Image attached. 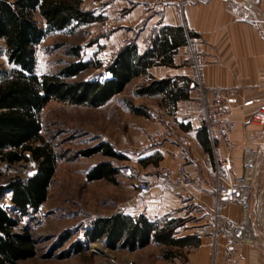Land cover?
<instances>
[{"label": "crops", "instance_id": "obj_1", "mask_svg": "<svg viewBox=\"0 0 264 264\" xmlns=\"http://www.w3.org/2000/svg\"><path fill=\"white\" fill-rule=\"evenodd\" d=\"M254 1L264 13V0ZM82 7L100 16L92 24L101 27L99 40L103 45L105 66L127 45L125 40L141 29L149 15L144 5L132 4L129 0H85ZM153 20L160 22L153 43L136 47L140 53L155 50L156 63L131 79L124 90L130 85L137 90L158 79H177L178 86H183L185 82L180 78H189V97L167 102L162 93L139 96L160 98V101L163 98L157 112L160 117L148 133L169 130L171 136L160 142L149 138L146 152L139 158L142 171L137 181H149L153 187L144 201L133 203L125 213L145 214L151 220L170 219L169 215L174 219L182 218V225L178 224L175 232L181 228L182 231L175 236L198 235L200 238L198 245H192L187 264L220 262L221 244L227 230L220 228L218 245L214 246V236L208 229L215 220L216 191L207 181L213 179L216 159L226 155L227 148L220 140L212 142L203 125L204 106L211 102V95L203 96L200 88L237 87L239 94L232 116L235 147L230 153L231 181L237 182L242 176L246 149L256 162L251 184V239L239 245V257L244 264H264V124L253 117L264 104V34L250 21L247 10L238 0H187L182 8L170 3L157 12ZM177 29L182 41L171 45ZM165 42L169 48L165 47ZM180 134L189 138V145L178 141ZM148 159L151 162L145 164ZM182 164L186 165L189 181L175 190L158 169L161 166L175 169ZM219 212L226 218L242 220L241 206L236 202L222 203Z\"/></svg>", "mask_w": 264, "mask_h": 264}, {"label": "trees", "instance_id": "obj_2", "mask_svg": "<svg viewBox=\"0 0 264 264\" xmlns=\"http://www.w3.org/2000/svg\"><path fill=\"white\" fill-rule=\"evenodd\" d=\"M85 0H0V39H4L8 63L14 69L8 72V79L0 82V178L3 164H15L29 159L37 162L38 171L28 179L12 177L0 184V200L9 191L18 215H13L0 204V264H18L19 260L36 255L37 238L29 231L17 232L19 219L32 210L39 211L47 199L59 158L52 136L43 134L44 126L40 114L51 100L69 105L100 107L115 95L120 94L131 79L146 72L154 65L155 50L140 53L136 45H126L104 68L106 77L81 79L79 76L89 68L103 67L101 61L81 60V46L71 45L66 50L73 60L66 62L57 73L36 72L35 47L47 34L63 30L71 25L92 24L100 16L82 7ZM38 12L45 25L34 17ZM174 43H180L178 31ZM167 42L165 47L169 48ZM165 58V57H163ZM165 61V60H164ZM185 84L178 86L177 79H158L144 84L135 94L155 96L160 93L167 102L185 100L189 97V78H180ZM142 113L139 108H134ZM101 152L113 158H124L112 150L107 143L81 150L80 155L88 157ZM148 159L145 164H149ZM142 163V161H141ZM118 169L110 161H103L92 167L86 179H106L116 183ZM178 226L175 219L151 220L145 214L130 215L123 211L99 216L92 220L84 232L88 243L106 241L113 250L134 252L154 242L168 246H196L198 235L176 237ZM70 232L62 234L59 244L69 241ZM81 240L72 243L63 256L81 253ZM168 250L166 257L172 255Z\"/></svg>", "mask_w": 264, "mask_h": 264}, {"label": "rangeland", "instance_id": "obj_3", "mask_svg": "<svg viewBox=\"0 0 264 264\" xmlns=\"http://www.w3.org/2000/svg\"><path fill=\"white\" fill-rule=\"evenodd\" d=\"M34 17L40 25H45L38 12ZM101 27L94 24L71 25L63 30L52 31L35 47L36 72L57 73L66 62L73 60L66 53L71 45L81 46L80 59L106 61L103 58V45L99 40ZM127 40V39H126ZM125 40V41H126ZM104 67L89 68L79 78L106 77ZM14 66L8 63L5 42L0 39V73L8 79V72ZM132 86V85H130ZM129 88L115 95L100 107L69 105L51 100L43 108L40 119L45 137L55 138L54 145L59 158L52 183L47 191V199L39 211H31L19 219L17 232L29 231L37 238L36 255L19 260L18 264H187L191 246H168L154 242L134 252L113 250L106 241L88 243L84 232L90 228L92 220L99 216L116 212H126L133 203L142 202L144 195L138 191L137 175L142 171L139 163L148 145V131L155 127L159 118V103L163 98H141ZM134 108H139L138 113ZM107 143L112 150L124 158H113L97 152L88 157L80 155L81 150ZM32 158V159H31ZM147 157L145 158V160ZM103 161H110L118 172L116 183L103 180L86 179L88 171ZM0 184L12 177L28 179L34 166V159L3 164ZM130 167L132 175H124L121 170ZM144 201V200H143ZM0 204L13 215H18L9 191H5ZM170 219H174L169 215ZM167 217H162V220ZM181 224L182 218H176ZM182 225V224H181ZM185 229V228H183ZM181 230H177V234ZM70 232L71 239L59 244L62 234ZM179 236V235H177ZM81 240L84 250L63 256L72 243ZM168 250L172 255L166 257Z\"/></svg>", "mask_w": 264, "mask_h": 264}, {"label": "built area", "instance_id": "obj_4", "mask_svg": "<svg viewBox=\"0 0 264 264\" xmlns=\"http://www.w3.org/2000/svg\"><path fill=\"white\" fill-rule=\"evenodd\" d=\"M132 4L144 5L149 15L140 30L134 36H130L125 41L126 44L139 45L144 44L150 46L157 33L156 29L159 27V20L154 21L156 13L161 11L164 6L170 3L177 4L180 8L184 6L187 0H129ZM241 5L247 10L250 21L258 26L264 34V13L259 7L257 1L254 0H238ZM203 96L206 94L211 95V102L205 104L203 110V125L210 134L212 142L220 140L227 148V154L219 156L216 159V166L212 171L213 179H209L207 184L216 191L215 202V220L208 229V233L214 236V246L218 245V235L220 228L223 227L227 231V237L221 244V259L220 262L215 264H244L239 257V245L249 242L251 239V208L253 206L251 184L254 181V169L256 162L253 154L246 149L243 160L244 168L242 176L237 182H232L230 179L229 171L232 167L231 152L234 149L233 128L235 120L232 117L234 107L237 104V96L239 88L231 87L230 89H205L200 88ZM254 120L259 124H264V104L253 114ZM169 130H159L150 133L149 138L153 142H160L170 138ZM178 141L186 146L189 145V138L185 134L177 135ZM32 159V158H31ZM35 168L29 172L31 178L38 171L37 162L34 160ZM121 172L124 175H132L130 167H124ZM158 173L165 177L167 183L173 189L183 187L189 181L187 175L186 165H179L175 169L166 166H161ZM138 191L147 196L152 190V183L145 180L138 181ZM236 202L241 206L242 220L238 222L236 219L226 218L219 212L222 203Z\"/></svg>", "mask_w": 264, "mask_h": 264}, {"label": "bare ground", "instance_id": "obj_5", "mask_svg": "<svg viewBox=\"0 0 264 264\" xmlns=\"http://www.w3.org/2000/svg\"><path fill=\"white\" fill-rule=\"evenodd\" d=\"M4 78V74L0 73V79Z\"/></svg>", "mask_w": 264, "mask_h": 264}]
</instances>
